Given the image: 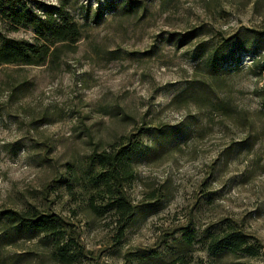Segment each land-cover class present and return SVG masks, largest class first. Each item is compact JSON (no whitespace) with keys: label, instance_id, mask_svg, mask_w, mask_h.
<instances>
[{"label":"rangeland","instance_id":"374dc122","mask_svg":"<svg viewBox=\"0 0 264 264\" xmlns=\"http://www.w3.org/2000/svg\"><path fill=\"white\" fill-rule=\"evenodd\" d=\"M28 1L38 16L62 8L80 37L41 66H0V210L31 205L72 223L86 252L77 264L169 263L184 227L197 244L178 264H264V0ZM234 36L251 50L208 78L191 51ZM188 86L193 97L172 103ZM160 127L175 128L144 132ZM131 134L142 149L125 192L150 207L121 231L100 199V216L89 207L86 177L92 152ZM229 226L256 238L257 257L207 255L204 232ZM35 243L2 254L54 264Z\"/></svg>","mask_w":264,"mask_h":264},{"label":"trees","instance_id":"16d2710c","mask_svg":"<svg viewBox=\"0 0 264 264\" xmlns=\"http://www.w3.org/2000/svg\"><path fill=\"white\" fill-rule=\"evenodd\" d=\"M30 4L28 0H0V21L6 24L7 31L31 29L35 35L33 42L10 39L0 29V66H41L55 56L60 46L74 45L79 40V26L62 8L49 10L44 12L43 16H38L37 13L42 11L41 5L37 4L35 7ZM186 35L190 38L194 32H188ZM207 44H196L191 55L200 64L204 75L213 80L224 76L225 67L233 60L235 53L251 50L245 48L244 43L235 36L223 39L213 46ZM192 88L188 86L177 94L172 103L193 97L194 93L189 92ZM203 95L204 93L196 95L197 100L205 99ZM197 100H194V103H197ZM174 128H146L144 132L162 137L173 133ZM133 137L131 134L124 138L126 142L121 143L118 148L111 146L108 150L92 152L88 163L90 171L86 177L88 185L94 191L89 207L100 216V206H95L92 201L100 199L104 203L102 210L106 209L115 214L121 231L131 223L137 212H146L150 207L132 205L125 192L126 184L133 178V165L142 149L139 139L134 140ZM179 233L180 239L176 241L177 252L169 263L164 264L180 263L181 256L185 257L192 252L197 244L196 233L188 227L182 228ZM204 233L205 251L208 256L221 261L223 258H234L237 255L249 258L258 256L255 244L249 242L256 241V238L230 226L229 230L217 234L209 230ZM34 240L54 264H77L86 255L75 226L59 214L45 213L31 205L21 211L0 210V264H31L33 256L30 253L6 256L2 253L7 247Z\"/></svg>","mask_w":264,"mask_h":264}]
</instances>
